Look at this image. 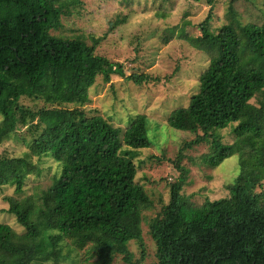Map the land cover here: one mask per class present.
I'll return each instance as SVG.
<instances>
[{
    "label": "trees",
    "instance_id": "1",
    "mask_svg": "<svg viewBox=\"0 0 264 264\" xmlns=\"http://www.w3.org/2000/svg\"><path fill=\"white\" fill-rule=\"evenodd\" d=\"M82 6L81 0H0V145L19 127L40 132L29 153L0 157V187L22 194L27 178L42 173L33 157H51L62 166L41 205L25 213L8 210L24 232L0 223V264H34L35 256L78 264L83 250L81 264H113L117 256L126 264L145 260L143 249L142 261L134 262L129 244H143L144 212L155 207L136 181L134 163L139 151L152 147L150 122L139 117L123 130L101 115L87 116L84 107L98 80L110 83L117 76L141 85L151 77L126 76L122 63L101 52L107 34L127 24L128 16H117L101 36L55 34ZM210 19L200 26L211 42L202 51L210 66L190 106L175 110L168 124L197 136L184 149L211 144L204 157L209 167L238 155L240 172L225 198L196 206L183 193L189 170L181 166V151L169 202L150 224L153 264H264V190L258 191L264 184V18L261 25L234 20L218 32ZM258 95L262 100L252 104ZM24 97L44 106L25 107ZM233 126L236 140L224 144L219 131Z\"/></svg>",
    "mask_w": 264,
    "mask_h": 264
},
{
    "label": "rangeland",
    "instance_id": "2",
    "mask_svg": "<svg viewBox=\"0 0 264 264\" xmlns=\"http://www.w3.org/2000/svg\"><path fill=\"white\" fill-rule=\"evenodd\" d=\"M81 1L80 15L64 19V29L55 34L70 38L101 36L117 16H128L127 24L115 34H107L106 41L100 46L101 52L112 62L122 63L126 76L136 73L151 77L141 85L117 76L110 83L98 80L90 90L91 101L84 109L87 116L101 115L123 130L131 127L139 117H147L150 122L152 147L139 151L134 163L138 169L136 181L145 187L155 207L144 212L143 244L131 241L129 250L134 262H139L144 249L145 260L139 264H153L157 261L156 245L150 236V224L169 202V184L179 178V154L197 137L171 129L168 120L178 108L190 106L192 96L200 91L201 76L210 66V55L202 51L206 52L205 48L211 42L204 40L200 26L211 15L210 26L216 32L234 20L242 25H261L264 0H213L212 3L208 0H132L130 4H124L125 0ZM162 13H165L164 17ZM176 27L177 33L166 42ZM262 97L258 95L251 103L258 105ZM20 103L33 110L44 106L42 100L26 97ZM43 128L44 125L40 127ZM233 128L219 131L224 144L235 142ZM38 135L40 132L33 128L19 127L16 134L0 145V157H20L29 153L32 140ZM210 152L211 144L207 142L183 151L181 166L189 170L183 193L196 206L207 200L225 198L228 195L226 186L233 184L240 172L238 155L225 160L217 168H211L204 162L205 155ZM32 160L42 173L27 178L22 194H17L15 187H0V223L10 225L19 234L24 228L8 210L14 207L25 213L41 205L44 193L53 185L62 168L51 157L36 156ZM261 190H264V184L258 189ZM86 253L87 250L78 252V264ZM33 263L73 264L65 260L45 262L41 256H35ZM113 264L126 263L123 256H117Z\"/></svg>",
    "mask_w": 264,
    "mask_h": 264
}]
</instances>
